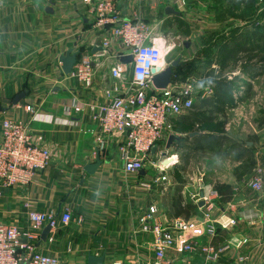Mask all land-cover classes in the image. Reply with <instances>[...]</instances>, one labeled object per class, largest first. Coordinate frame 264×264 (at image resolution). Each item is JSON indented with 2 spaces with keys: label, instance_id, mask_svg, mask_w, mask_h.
<instances>
[{
  "label": "crops",
  "instance_id": "0c3cea01",
  "mask_svg": "<svg viewBox=\"0 0 264 264\" xmlns=\"http://www.w3.org/2000/svg\"><path fill=\"white\" fill-rule=\"evenodd\" d=\"M92 1L0 0V139L4 119H22L34 141L50 151L48 166L37 172L28 185L0 186V222L32 229L30 211L57 216V225L46 241L39 238L37 248L57 256L61 264H89V254L103 256V264H153L151 238L139 230V217L153 211L156 221L164 226L177 218L200 221L202 209L184 182L181 163H190V152L195 153L204 142L209 144L202 135H221L224 140L211 150L224 147V170L215 169L209 182L218 191L220 210L236 218L237 225L220 233L224 242L230 238L244 241L238 252L249 258L247 264H264V199L249 185L257 169H262L264 177V113L259 116L246 112L247 93L240 84L234 93L235 106H224L220 113L202 108V115H209L213 122L218 114L224 115L221 133L207 127L201 130L203 118L188 116L190 109L179 117L173 115L169 118L170 131L145 160L144 168L138 173H126L117 148L120 138H109L102 148L96 143L98 126L92 118V108L105 101L107 93L112 96L119 92L110 72L125 49L119 43L101 49L103 38L110 32L96 25L92 9L101 0ZM116 5L123 17L140 18L149 25L151 35L156 31L157 47L160 53L165 50L163 66L172 65L174 73L169 88L181 83L186 73L189 79L185 82L191 77L203 88L208 84L213 87L211 80L202 81L199 75V67L206 69L202 54L208 50L204 42L209 33L203 22L191 19L184 4L173 0H116ZM170 8L174 12L168 11ZM177 40L182 49L176 47ZM70 49L80 51L74 67L91 56V86L82 85L72 71L64 72L60 57ZM212 67L211 64L208 70ZM126 70L131 72L130 63ZM263 78L247 84V90L252 88V100L261 98L264 102V92L258 88ZM21 92L25 96L14 104L15 96ZM208 96L197 97L194 103ZM75 106L81 111L76 112ZM234 110L236 128L232 130L225 118ZM174 118L192 129L174 133ZM171 135L176 139L167 148ZM162 144H166L165 149L159 150ZM181 151L187 152L184 158L179 155ZM98 155L101 164L89 174L85 168L95 163ZM166 157L174 162L164 164ZM172 235L177 239L179 233L174 231ZM207 240L206 236L197 239L201 244ZM167 257L179 264L192 260L203 263L198 254L192 258L172 250ZM228 257L221 260L226 263ZM234 259L230 260L236 263Z\"/></svg>",
  "mask_w": 264,
  "mask_h": 264
},
{
  "label": "built area",
  "instance_id": "2783aa9c",
  "mask_svg": "<svg viewBox=\"0 0 264 264\" xmlns=\"http://www.w3.org/2000/svg\"><path fill=\"white\" fill-rule=\"evenodd\" d=\"M173 1L184 3V0ZM92 10L96 25L110 32L109 37L103 38L102 48L107 50L113 43H119L125 49L120 56H132L129 78L126 64L118 61L111 69L110 78L117 82L119 92L112 96L107 93L108 98L92 108V118L98 126L96 143L102 148L109 138H120L117 148L125 172L138 173L153 148L170 131L169 118L191 109L197 97L211 95L213 88L211 84L203 88L193 80L173 88H155L151 70L162 63L149 25L140 18L123 17L116 0L98 1ZM72 74L82 85L91 86L94 76L91 56L84 57ZM74 110L80 112L81 108L75 106ZM49 162V149L34 141L24 120L8 118L2 121L0 186H26ZM256 172L249 185L264 199L263 172L262 169ZM199 180V190L192 197L196 202L203 201L200 221L177 218L164 226L156 221L153 211L139 217V230L151 238L153 264H179L167 257L172 250L190 254L192 258L198 254L202 264H219L224 256L232 255L240 262L244 261V255L238 252L244 247V241L230 238L221 243L213 242L218 230L235 227L237 219L220 210L216 201L219 194L214 186L202 181V177ZM28 218L32 229L0 222V264H61L57 256L42 253L37 248L43 229L46 225L54 229L57 216L35 210L29 212ZM64 218L67 220L68 214ZM174 231L179 233L177 239L172 235ZM201 236H206L209 241L199 243L197 239ZM186 264L198 263L192 260Z\"/></svg>",
  "mask_w": 264,
  "mask_h": 264
},
{
  "label": "rangeland",
  "instance_id": "374dc122",
  "mask_svg": "<svg viewBox=\"0 0 264 264\" xmlns=\"http://www.w3.org/2000/svg\"><path fill=\"white\" fill-rule=\"evenodd\" d=\"M243 1L244 0H184V7L191 13V19L195 22H203L209 33V35H207V40L204 42V45L208 48V50L202 54V60H206V69L202 70V67H199V72L201 71L199 75L202 81L224 77L231 78L233 75L240 74L241 70L236 68L237 65L235 64V61L232 60L226 62L225 60L227 58L226 49L224 48V52L222 50V46L225 43H233L237 39H241L242 41L247 39L249 43H253L257 47L262 44L264 38L259 36H264V0H255L253 5ZM256 33L258 35H255ZM152 35L154 38H159L154 30L152 31ZM176 42V47L182 49L183 45L180 41L177 40ZM157 51L159 54L160 50L158 49ZM169 55L168 57L172 56ZM175 55H177L176 52L174 56ZM240 55L244 56L243 53ZM257 60L258 58L256 57L253 61L255 62ZM211 64L213 67L212 70L209 71L208 69L211 68ZM216 67H220L221 70L219 68L216 70ZM127 75L130 77V72H128ZM195 75H197V73H195ZM188 76L189 74L186 73L181 83L185 82L186 79H189ZM261 76H264V74L254 77L253 75H240V84L245 87L246 92H244L247 93L245 94L246 112L253 111L259 116L264 113V102L261 98L258 100L251 99L252 88L247 90V84L252 85V82L257 78H261ZM195 78L196 77H194V79ZM191 79L192 78L190 77V80ZM196 80L198 79L196 78ZM176 85H179V83H176ZM258 88L260 92H264V83L262 82ZM231 113L232 114L226 116L225 119L230 123L229 128L234 129L236 128V111L234 110ZM177 116L179 117L180 114ZM174 119L175 121H173V123H176V125L173 126L174 133H187L192 129L189 126L184 125V123L182 124L180 119ZM224 121V115L218 114L215 121L211 124V126H207V128L212 129L214 132L218 131L221 133L223 131L222 128H224ZM165 146L166 144H162L158 149H165ZM204 148L206 149L204 150ZM195 151V153H192L191 151L189 154L190 163H181L183 165L182 170L185 172L183 177L184 182L191 187L193 193H197L199 190V177H202V181L205 183L210 184L209 181L210 178L214 176L215 169L219 172L220 170H224V163H221V157L224 158V147H221V149L216 148L211 150L210 145H207V143L204 142L202 148L199 147ZM186 153L187 152L181 151L179 152V155L181 158H184ZM205 242H208V240ZM213 242H224V237L219 234L213 239ZM187 256L191 257L190 254ZM230 259H234L233 255L228 257V262L224 263V261L221 260L219 264H247L246 262H248L247 259L249 258L244 259L243 262H238V259L236 263Z\"/></svg>",
  "mask_w": 264,
  "mask_h": 264
},
{
  "label": "trees",
  "instance_id": "16d2710c",
  "mask_svg": "<svg viewBox=\"0 0 264 264\" xmlns=\"http://www.w3.org/2000/svg\"><path fill=\"white\" fill-rule=\"evenodd\" d=\"M243 2L254 4L255 0H244ZM255 35H258L257 33ZM259 37L264 38L263 35ZM226 49L227 58L226 62L235 61V64L240 68V74L233 75L231 78H217L211 80L213 83V92L207 99L201 100L200 103H194L192 108L189 110L188 116H195L198 119H202V124L200 125L201 130H207V126H211L213 123L209 115H202V108L208 107L209 113H220L224 110V106L233 107L236 104V97L234 93L240 87L241 77L240 75H253L252 73L264 74V40L262 44L255 46L253 43H249L247 39L242 41L237 39L233 43H225L222 46L224 52ZM244 54V56L240 54ZM258 58L257 61H253L255 58ZM221 70V69H220ZM210 107V109H209ZM204 114V113H203ZM205 138H208L210 147L213 145L218 146L221 140H224V136L221 135L214 136L211 134L202 135ZM212 145V146H211ZM221 230H218L216 237L221 233Z\"/></svg>",
  "mask_w": 264,
  "mask_h": 264
},
{
  "label": "water",
  "instance_id": "95a60500",
  "mask_svg": "<svg viewBox=\"0 0 264 264\" xmlns=\"http://www.w3.org/2000/svg\"><path fill=\"white\" fill-rule=\"evenodd\" d=\"M48 9H50V7H48ZM172 11L174 12L173 9H168V11ZM101 49H103L101 47ZM80 53V51L78 50H73L70 49L67 51V53L65 55H62L60 57V61L63 63V70L66 74H69L74 65L76 64L77 58H78V54ZM120 61L122 63L125 64H129L132 61V56L131 55H124L120 58ZM159 61L160 63H162L161 65H157L154 68H152L151 72L153 74L152 78H151V82L153 84V86L157 89H166L171 83H172V77L174 75L173 70H172V65L169 66H163L165 64V53L163 55V53H161L160 57H159ZM174 66H176V64H173ZM25 96V92H21L19 94H17L14 98L13 103L17 104L23 97ZM2 108L0 107V112H1ZM196 134V133H193ZM176 139V137L174 135H171L168 139L167 142V148H169L171 146V144L173 143V141ZM156 150V147L153 148V151ZM162 155L165 157L167 155V153L164 151L162 153ZM174 162L173 158H165V163L164 164H170ZM101 164V160H100V156L98 155L96 158L95 163H92L88 166H86L85 170L86 172H88L89 174L94 173L97 168L100 166ZM142 173H144V171H142ZM203 196V191H201V197ZM199 205L202 206L203 205V201L199 202ZM51 231V227L49 225H46L45 228L43 229L42 233H41V241H46L49 232ZM88 263L89 264H103L104 263V257L103 256H96L93 254H89L88 256Z\"/></svg>",
  "mask_w": 264,
  "mask_h": 264
},
{
  "label": "bare ground",
  "instance_id": "6f19581e",
  "mask_svg": "<svg viewBox=\"0 0 264 264\" xmlns=\"http://www.w3.org/2000/svg\"><path fill=\"white\" fill-rule=\"evenodd\" d=\"M156 42V41H155ZM159 46V45H158ZM160 48H162V46H160ZM162 53H163V55H164V53H165V50L164 51H162Z\"/></svg>",
  "mask_w": 264,
  "mask_h": 264
}]
</instances>
